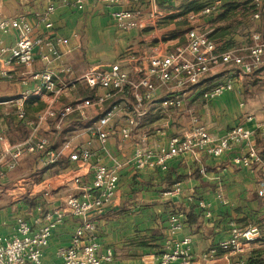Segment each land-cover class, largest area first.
Wrapping results in <instances>:
<instances>
[{
    "label": "crops",
    "instance_id": "0c3cea01",
    "mask_svg": "<svg viewBox=\"0 0 264 264\" xmlns=\"http://www.w3.org/2000/svg\"><path fill=\"white\" fill-rule=\"evenodd\" d=\"M252 1L255 4V0ZM262 2L264 4V0ZM51 3L56 5V10L50 16L54 31L66 38L67 49L70 51L62 62L55 63L53 67L65 65L72 69V74L63 75L58 85L62 84L60 82H68L92 65L107 67L111 63H105L110 59H116L115 63H123L134 76L133 71L136 69L139 56L123 53L126 47L135 46L136 40L133 37L138 30L118 31L111 15L113 11L126 8V5L107 7L97 0L90 2L84 10L78 11L64 6L60 0H0V11L9 17L24 15L35 28L39 27L41 31H46L40 25V20ZM160 6L169 8L173 5L163 1ZM221 13L222 11L211 17L199 18L196 28L200 30L212 28V20ZM246 26L247 35L239 47L248 45L247 37L251 32H260L264 35V17L255 20L251 15L246 21ZM4 41L8 45L13 44L14 36H6ZM45 68L46 64L37 58L35 71H43ZM257 72L253 76L237 80L241 93L226 92L208 102L203 97L204 90L234 76V67H221L210 75V81L208 79L203 86L184 94L181 109L165 108L162 104L167 98L179 96L178 92L159 89L154 101L146 105V114L139 118L134 137L130 141L123 140L119 133L114 131L117 121L111 126V138L105 149H102L97 137L88 133L89 124L100 116L99 109L89 110L86 118L78 114L72 115L64 124V121L62 123L51 121L49 125L43 127L40 135L49 137L53 148L58 149L67 140L74 139L77 146L91 148L96 152V156L89 163L72 162L68 157H63L57 162L64 161L60 169L61 174L45 179L38 186L47 183L46 189L38 192L23 193V189H16L17 181L6 184L8 176L6 179H0V186L6 189L9 197H12V205L0 206V235L13 237L16 234V218L19 216L34 225L36 217L58 209L70 195H83L84 188L93 184L95 166L101 160L108 167L121 166L117 194L95 217L100 253L103 254L108 249H112L114 253V260L110 264H155L163 251L166 239L171 237L180 239L186 236L192 238V264H227L239 261L249 263L252 253L256 249L264 248V238L247 246L243 254L234 255L219 249L215 256L208 259L203 257L230 238L233 225L240 227L259 225L264 233V197L259 196L264 173L258 169L249 170L236 166L233 160L240 154L239 151L220 158L208 157L201 153H187L171 161L166 172L159 169L137 171L127 162L134 155L136 147L145 142V135H148L149 143H153L156 139L151 135L160 138L158 129L167 124L166 136L190 129L189 117L192 118L193 115H196L201 124L216 138L222 137L238 125L254 131L257 123L264 120V70ZM31 86L34 87L36 84L31 83ZM80 87L84 86L76 85L71 92L60 96L56 100V106L67 105L94 95L90 88L84 87L89 91V95L76 97ZM120 98L122 103L132 102L128 93ZM40 101L46 107V101L41 99ZM106 105L105 107H108L109 104ZM15 111L16 106L0 105V132H4L11 143L13 142L4 121L9 115H13L15 120L19 121ZM127 117L128 115H124L121 123ZM22 125L26 139L29 130L23 122ZM63 138L67 140L64 141ZM256 140L263 153L264 137H257ZM44 160V154H37L25 160L20 167L33 161L34 175H38L43 173V166H47ZM56 167L59 165L53 169ZM47 171L50 174V170ZM48 173L45 174L46 177ZM60 177L62 178L59 182H64L56 185L52 183V180L57 181ZM77 178L79 182L75 181ZM177 186L182 190L180 197L170 199L165 195ZM23 195L24 198L21 197ZM191 209L197 218L195 223H189L186 214ZM174 212L185 213L184 227L176 233L172 232L170 223V217ZM78 226V219L70 215H66L57 224L50 239V246L43 255L42 264H54L59 261L57 251L71 244L72 235ZM173 264L182 263L177 261Z\"/></svg>",
    "mask_w": 264,
    "mask_h": 264
},
{
    "label": "built area",
    "instance_id": "2783aa9c",
    "mask_svg": "<svg viewBox=\"0 0 264 264\" xmlns=\"http://www.w3.org/2000/svg\"><path fill=\"white\" fill-rule=\"evenodd\" d=\"M97 0H60L64 6L82 11L86 6ZM101 4L112 7L126 5V8L112 12V19L120 32L155 27L167 14L160 8L166 1L175 5L180 0H98ZM206 3L199 12H191L188 17L197 21L201 17L210 16L222 8V0H204ZM257 11L255 20L264 17L262 0H255ZM148 7V12L145 9ZM56 10L51 3L47 12L41 17L39 27H34L24 15L9 17L0 11V81L17 80L24 88L16 96L0 101V105L16 106V117L28 128V136L22 142L13 144L4 132H0V179H6L8 173L16 171L21 164L37 155L44 154L45 165H54L63 157L72 162L89 163L96 152L87 146H77L74 139L67 140L60 148H53L49 137L40 135L44 126L51 121L62 123L72 115L85 117L91 109H99L100 116L88 126V133L97 137L102 149H105L111 138V126L125 141L134 137L139 125V118L146 114V105L152 103L156 92L161 89L175 90L180 95L163 100L165 108L181 109L183 96L189 91L204 85L210 75L220 67H234L232 78L216 83L203 92L206 101L211 102L226 92L241 93L239 81L259 70H264V35L251 32L247 39L248 45L218 52L215 43L210 39L209 32L198 28L187 30L184 44H177L171 51H151L139 57L132 76V71L115 63L107 67L90 66L80 75L68 82H60L63 75H71V67L55 66L69 54L67 40L54 31L51 14ZM14 36L13 44H6L4 37ZM37 58L46 64L43 71H35ZM31 83L36 86L32 87ZM76 85L88 87L94 95L79 99L73 103L56 106V100L68 94ZM126 93L132 102L122 103L120 96ZM38 98L46 101V107L36 119H29L24 104L27 100ZM109 104L108 107H105ZM124 115L128 117L121 123ZM251 119V117H249ZM166 126L158 129L155 142L149 143L148 135L134 152L128 164L137 171L159 169L166 172L170 162L187 153H201L208 157L220 158L234 151L239 155L233 160L238 167L249 170H261L264 173V158L257 146V137H264V120L251 131L238 125L222 137L216 138L202 125L195 115L191 119V128L166 136ZM120 165L108 167L101 160L95 166L94 181L84 188L83 195H70L58 209L43 213L36 217L32 225L24 217L16 218V234L13 237L0 235V264H42L43 255L50 246V239L57 224L66 215L78 219L79 226L74 231L71 244L57 251L59 261L54 264H110L114 260L112 249L100 253L98 243V226L95 217L109 205L119 189ZM75 181L79 182V178ZM263 186L259 196L264 197ZM179 186L165 193L170 199L180 197ZM41 210V209H40ZM210 216L211 214L208 213ZM185 213L174 212L170 217L173 233L184 227ZM264 238L259 225L240 227L233 225L231 236L214 249L203 255L205 259L215 256L219 249L230 254H243L247 246L258 243ZM192 238H168L164 242L163 251L155 264H192ZM227 264H248L239 261Z\"/></svg>",
    "mask_w": 264,
    "mask_h": 264
},
{
    "label": "rangeland",
    "instance_id": "374dc122",
    "mask_svg": "<svg viewBox=\"0 0 264 264\" xmlns=\"http://www.w3.org/2000/svg\"><path fill=\"white\" fill-rule=\"evenodd\" d=\"M194 1L201 2L204 0H181L177 2L174 6H170L169 8L160 6L163 13L167 14V16L160 20L158 23L155 24V27H146L143 29H138V32L133 37L134 40H136L135 46H128L125 48L124 55H138L139 57H142L144 55L149 54L151 51H171L174 49V47L177 44H184L186 41V33L188 29L196 28V24L198 21H192L189 19L188 15L190 13H184L186 6L190 5ZM202 7L200 10L203 9V4H201ZM165 8V9H164ZM148 7L145 9V13L148 12ZM222 11V8L219 11H216L212 15L208 16H214L218 12ZM217 17V16H215ZM214 20H212L213 22ZM252 29V28H251ZM205 32L211 31V28L204 29ZM130 34V33H128ZM135 47V48H134ZM236 48V47H235ZM118 58V57H117ZM116 60V59H115ZM114 59L105 60L107 63H111V65L115 64ZM93 67H99L98 65H92ZM221 68V67H220ZM219 69V68H218ZM83 71V70H82ZM79 72L76 74L77 76L80 75ZM216 71V70H215ZM210 81V79H209ZM203 86V85H202ZM22 86L17 80H14L12 82H5L0 83V101H4L6 99H9L18 95L22 91ZM89 95V91L86 88L80 87L79 94H76V97L82 96L87 97ZM108 105V104H107ZM106 105V106H107ZM13 108V107H12ZM196 116V115H195ZM190 120L192 119L189 117ZM66 122V120L63 122V124ZM67 136V134H66ZM68 137V136H67ZM66 138V137H65ZM63 138V140L65 139ZM65 139L64 141H66ZM62 166L56 167L55 169H49L50 174L48 173V169L43 166L44 170L43 173H39L38 175H34V162L30 161L27 165L26 163L19 167L18 170L8 173V179L6 180L7 183H13L17 181V188L16 189H23V193H29V192H38L43 189H46L47 183L44 185L38 186L40 183L44 182L45 179H50L51 177L55 175H60V169ZM47 169V170H46ZM48 173L49 175L46 177L45 174ZM23 178V179H21ZM62 177H60L57 181L52 180L53 184L61 183L64 181L59 182V180ZM25 179V181H23ZM66 181V180H65ZM1 183V181H0ZM4 187L0 186V206L1 207H8L12 205V197L8 196L7 191ZM18 193V192H17ZM26 195V194H25ZM21 196L24 198V196ZM28 195V194H27Z\"/></svg>",
    "mask_w": 264,
    "mask_h": 264
},
{
    "label": "trees",
    "instance_id": "16d2710c",
    "mask_svg": "<svg viewBox=\"0 0 264 264\" xmlns=\"http://www.w3.org/2000/svg\"><path fill=\"white\" fill-rule=\"evenodd\" d=\"M222 13L213 21L211 31L209 33L210 39L215 43L218 52L222 53L229 49L239 47L246 38V21L253 15L257 9L252 0L242 2L241 0H223ZM205 1H194L186 6L184 13L199 12ZM258 73V72H256ZM254 73L253 75H255ZM251 75V76H253ZM45 107V104L38 98H32L25 102L24 109L26 115L30 119H36L37 114ZM7 126V133L13 143L23 141L26 137L25 129L22 122L16 121L13 115H9L5 119ZM264 158V151L262 153ZM64 161H60L55 165L46 166L49 170L55 166H62ZM46 169V170H47ZM189 223L197 221L193 209L186 213ZM248 264H264V248L256 249Z\"/></svg>",
    "mask_w": 264,
    "mask_h": 264
}]
</instances>
